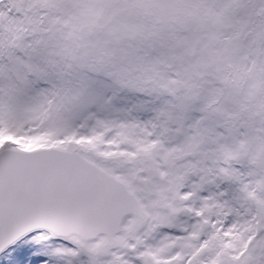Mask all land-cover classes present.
<instances>
[{"label":"snow or ice","instance_id":"1","mask_svg":"<svg viewBox=\"0 0 264 264\" xmlns=\"http://www.w3.org/2000/svg\"><path fill=\"white\" fill-rule=\"evenodd\" d=\"M0 264H264V0H0Z\"/></svg>","mask_w":264,"mask_h":264}]
</instances>
